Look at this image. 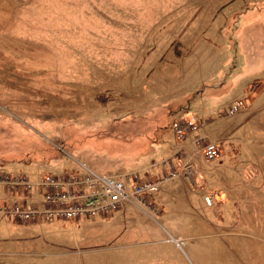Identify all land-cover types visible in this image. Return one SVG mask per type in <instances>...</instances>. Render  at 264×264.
I'll use <instances>...</instances> for the list:
<instances>
[{
  "label": "rangeland",
  "instance_id": "1",
  "mask_svg": "<svg viewBox=\"0 0 264 264\" xmlns=\"http://www.w3.org/2000/svg\"><path fill=\"white\" fill-rule=\"evenodd\" d=\"M188 113L215 119L222 151L204 195L167 194L160 225L127 203L112 218L2 226L0 264H264V0H0V170L152 178L155 140Z\"/></svg>",
  "mask_w": 264,
  "mask_h": 264
},
{
  "label": "built area",
  "instance_id": "2",
  "mask_svg": "<svg viewBox=\"0 0 264 264\" xmlns=\"http://www.w3.org/2000/svg\"><path fill=\"white\" fill-rule=\"evenodd\" d=\"M248 102L247 98L237 99L224 115L236 116ZM206 126L205 119L187 114L173 122L172 130L177 141L193 138L205 161L213 163L221 158V149L207 136H202ZM198 176L199 169L193 163L180 169L173 168L163 177L152 178L140 172H126L119 176L100 174L87 167L82 172L37 176L0 170V220L40 225L104 219L114 216L127 203L152 214L151 201L167 183L185 178L195 185ZM205 201L212 206L214 198L206 196ZM172 241L180 249L187 244L184 239L172 238Z\"/></svg>",
  "mask_w": 264,
  "mask_h": 264
},
{
  "label": "crops",
  "instance_id": "3",
  "mask_svg": "<svg viewBox=\"0 0 264 264\" xmlns=\"http://www.w3.org/2000/svg\"><path fill=\"white\" fill-rule=\"evenodd\" d=\"M244 96L247 97V95H242V97H244ZM188 114L195 115L193 113H188ZM204 117H205V121H207V126H206L205 130L202 132V136H207L209 138V141L217 143V141L213 138V131H214L213 125L216 123V121H215V119L210 118L208 116H204ZM154 138H155V136L152 135L153 141L148 139L147 144L149 146H150V144H152V142H154ZM155 141L157 142V140H155ZM156 142H154V144H153L154 148H152L153 155L147 159L149 161V164H147V166L145 167L146 172L148 170L150 171V172H148V174L151 175V177H163V176L167 175L173 168H176V169L179 168L180 169L183 165H185L187 163H193L199 169V176L196 178L195 185L192 184L188 179L182 178L183 180L178 179V180H182V182L175 184L174 187L167 188V189H166V187H164V189L160 193H158L155 196V198L151 201V206H152L154 213H152V214L144 213L143 211H141V209L137 208L136 205L130 204L136 210H138L139 212L141 211L147 217H151V220H153L155 223L160 225V223L163 220H165V217L167 220H171L173 217L172 205H171V202L169 201L167 194L171 193L174 196H178L176 194V191H178L177 189H184V191H188L189 186H191L192 190L195 193H199V196L204 195L202 193H205L206 191L201 192V190H199V188L201 187L202 182H203L202 175L205 174V170H207L208 168H213L215 163L217 161H219V159L213 163H207L203 157V153L201 151H199L198 148L195 146L193 138L188 139L185 142H181V141L176 140L174 133H173V135L170 138L165 139L161 144H156ZM218 146H219V144H218ZM221 158H222V151H221ZM140 165H138L134 168H138ZM31 167H32V165H24L23 163L15 160V162H13V163H8V164L6 163L5 169H7V171H11V172H25V171H27L26 173H28V172L33 171V169ZM91 170H93V169H91ZM130 172H140L143 174L144 170L138 169V170H134V171H130ZM41 173H43V172H41ZM124 173H126V172H124ZM109 175H111V174H109ZM112 176H115V175H112ZM175 181H177V180H175ZM175 181H172V182H175ZM172 182H169V183H172ZM192 197H193V194H192ZM215 198L216 197H214V202L216 203L217 200ZM204 199H205V196H204ZM218 200H220V198H218ZM11 224L16 225V226H21V225H17L18 223L9 222L6 220H0V227L11 225ZM22 225L25 227L39 226V225H24V224H22ZM128 232H129V229H126L124 231V233H128ZM171 238H174V237L171 235ZM179 238L184 239L182 237H179ZM179 238H174V239H179Z\"/></svg>",
  "mask_w": 264,
  "mask_h": 264
},
{
  "label": "trees",
  "instance_id": "4",
  "mask_svg": "<svg viewBox=\"0 0 264 264\" xmlns=\"http://www.w3.org/2000/svg\"><path fill=\"white\" fill-rule=\"evenodd\" d=\"M4 168H5V166H4Z\"/></svg>",
  "mask_w": 264,
  "mask_h": 264
}]
</instances>
